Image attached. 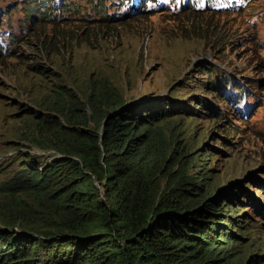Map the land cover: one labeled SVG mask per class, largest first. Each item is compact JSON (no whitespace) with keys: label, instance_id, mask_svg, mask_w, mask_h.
<instances>
[{"label":"trees","instance_id":"1","mask_svg":"<svg viewBox=\"0 0 264 264\" xmlns=\"http://www.w3.org/2000/svg\"><path fill=\"white\" fill-rule=\"evenodd\" d=\"M152 1L131 0V14L168 9L149 7ZM199 73L207 75L205 91L221 89L212 67ZM57 87L40 101L50 112H29L27 128L16 133L60 156L42 165L28 152L0 188V264H264L247 254L246 230L233 217L236 197L218 191L213 153L200 150L201 128L192 126L217 115L178 97L129 102L106 77L90 79L84 91ZM141 167L159 180L162 197L156 202L159 188L147 183L133 211L128 177ZM140 202L161 216L135 235ZM124 234L136 237L121 247Z\"/></svg>","mask_w":264,"mask_h":264},{"label":"rangeland","instance_id":"2","mask_svg":"<svg viewBox=\"0 0 264 264\" xmlns=\"http://www.w3.org/2000/svg\"><path fill=\"white\" fill-rule=\"evenodd\" d=\"M130 3L0 0V188L24 158L32 157L28 149L38 148L16 133L27 128L29 112H50L41 102L57 86L84 91L90 79L106 77L129 102L199 97L227 111L234 126L230 136L212 127L213 135V121L192 122L201 128L200 150L217 155L210 165L219 168L218 191L231 192L238 201L243 243L254 241L247 254L264 255V0H153L149 7L168 9L145 8L139 15L131 14ZM112 15L119 20L108 21ZM202 67L216 70V84L225 95L218 88L205 91ZM237 84L247 96L234 89ZM230 91L233 99L251 106L245 121L222 100ZM220 138L228 139L235 152L221 146ZM53 153L46 151L41 164L51 163ZM147 177L144 167L128 177L131 209L147 183L159 188L156 202L162 197L159 180ZM137 207L135 235L154 228L161 216L143 202ZM135 235L120 236V246Z\"/></svg>","mask_w":264,"mask_h":264},{"label":"clouds","instance_id":"3","mask_svg":"<svg viewBox=\"0 0 264 264\" xmlns=\"http://www.w3.org/2000/svg\"><path fill=\"white\" fill-rule=\"evenodd\" d=\"M215 70V69H214ZM216 71V70H215ZM210 77H212L211 78V80L212 81H214L215 82V84L217 83V80H218V74H217V72H216V76H211L210 75ZM215 79H216V81H215ZM236 86H241L240 84H237ZM235 86V87H236ZM220 87V86H219ZM242 87V86H241ZM221 88V87H220ZM243 88V91H241L240 89H237V88H234V89H237L238 90V92L239 93H242L244 96H247V94H246V92H244V87H242ZM221 92L225 95V93H224V91H223V89L221 88ZM233 94H232V92L230 91V93H229V95H228V97H229V102L228 101H226V102H224L225 104H231V108H232V110H233V113H234V115L235 116H237V118L239 119V120H241V121H245V119H247V117H248V115H249V113H250V111H251V106L250 105H247V104H242L239 100H241L240 98L238 99V101L237 100H235V99H233ZM225 97H227V96H225ZM224 97V98H225ZM236 97H238V95H236ZM223 98V99H224ZM202 99V98H201ZM203 100V99H202ZM206 104H209L207 101H205V100H203ZM190 102V104H191V106L192 107H199V109L198 110H202V111H206V112H208V113H210V112H213V114L214 115H217L215 118H217L216 119V121L214 122L213 120V123H212V126H211V128L209 129V134H212L213 132H214V130H212L213 128H215L217 131H219L220 133H224V134H226L227 136H230V134H231V130H233L234 129V126L231 124V123H229V122H227V118H228V112L226 111V113H224L223 111H221V110H219L217 107H215V106H213L212 104H210L211 105V111H210V109H208V108H206V107H200V106H198V105H200V101L199 100H193V101H189ZM217 108V109H216ZM216 110H217V112H216ZM204 116H208V115H204ZM224 122H226V123H224ZM223 123V124H222ZM222 124V125H221ZM213 127V128H212ZM235 132H237V130H234ZM213 135H214V133H213ZM211 139H213V136H211ZM216 141H219V143H220V145L221 146H223L229 153H233V152H235V149H234V147H231V146H229L228 145V139H226V138H220L219 140H216ZM28 152L30 153V154H32L33 156H36L37 158H39V160H40V162H41V158L43 157V156H45L46 155V151H44V150H38V149H35V148H31V149H28ZM48 152V151H47ZM210 152V151H209ZM211 153H213V152H211ZM222 153H224V152H222ZM53 156H54V158H57V155L58 156H60L59 154H57V153H53L52 154ZM217 155L215 154V153H213L212 154V156H211V160H209L208 161V164H209V168L210 169H213V168H215V166L213 165H210V163H212L213 162V157H216ZM53 158V159H54ZM215 169H217V171L219 172V168H215ZM143 179L145 180V177H143ZM147 180H149V179H147ZM238 203V201L236 202V204ZM237 209H238V207H236L235 206V209H234V211H233V217L236 219V221L239 223V219L237 218L238 216H239V214H238V211H237ZM241 212H244L243 210H241ZM246 238V237H245ZM250 238V237H249ZM122 239H120L119 241H121ZM253 239H252V241L251 242H248V244H250V245H252L253 244ZM261 257H264V255H261ZM264 259V258H263ZM263 259H262V263H264V261H263ZM255 260H257V259H255ZM254 261V260H253ZM255 263H257L256 261H254Z\"/></svg>","mask_w":264,"mask_h":264},{"label":"bare ground","instance_id":"4","mask_svg":"<svg viewBox=\"0 0 264 264\" xmlns=\"http://www.w3.org/2000/svg\"><path fill=\"white\" fill-rule=\"evenodd\" d=\"M26 1H27V0H26ZM12 3H14V1H13ZM12 5H13V4H12ZM15 7H16V6H15ZM12 14H13V13H12ZM29 18H30V17H29ZM26 24H27V23H26ZM26 24H25V25H26ZM27 26H28V25H27ZM5 56H6V55H5Z\"/></svg>","mask_w":264,"mask_h":264}]
</instances>
